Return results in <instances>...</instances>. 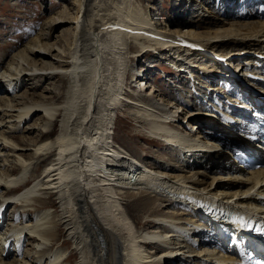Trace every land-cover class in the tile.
<instances>
[{
	"label": "bare ground",
	"instance_id": "6f19581e",
	"mask_svg": "<svg viewBox=\"0 0 264 264\" xmlns=\"http://www.w3.org/2000/svg\"><path fill=\"white\" fill-rule=\"evenodd\" d=\"M197 2L192 0L195 6L201 4L200 0ZM69 4L66 11L49 17L41 31L5 59L0 68V264H72V253L59 238L63 230L78 255L73 264H264V256H253L250 262L248 258L252 257L248 256L253 253L244 255L240 242L243 240L245 246L249 241L240 234L243 226L232 229L231 244L226 243L224 249L216 244L194 246V238L201 235L200 226L215 237L216 230L194 206L192 196L199 201L210 199L211 206L222 210H231L228 202L238 199V205L254 206L245 214V223L264 219V168L248 171L232 166L233 171L229 172L220 166L199 165L197 169L195 166L184 170L189 163L186 157L194 156L195 140L200 139L208 123L206 114L216 118L218 111L221 116L212 120L214 124L241 131L230 111L241 102L236 103L240 97H229L224 110L222 95L216 94L215 110H202V104L192 103L186 95L189 90H181L175 101L158 93L153 84H146V67L129 65L133 90L127 88L128 77L118 71L119 60L134 57L130 54L135 48L133 42L140 48L135 61L146 56L147 47L161 45L167 48L169 58L184 69V63L191 62L189 71L193 73V68H197L201 79L222 74L221 71L231 81L239 74L247 81L245 70L263 75L253 69L264 68V4L246 2L241 13L246 17H240L243 22L220 21V25L217 19L202 24L183 20L188 12L185 9L171 23H164L154 20L148 8L129 0H71ZM66 24L72 26L67 28ZM61 25L65 27L54 35ZM226 38L235 47L225 51L222 46ZM193 55L208 57L211 65L186 62ZM234 55L238 57L231 61ZM244 55L252 57H240ZM233 62H237L236 67ZM55 76L67 78L63 100H58L60 88L55 84L34 94L41 84L36 78L44 81ZM206 81L199 83H203L200 90L207 96L208 90L214 89ZM22 84L28 88L17 96L16 90ZM251 85L253 91L242 84L238 88L250 93L252 100L244 103L255 108L258 99L264 103V85L257 81H251ZM216 90L221 94L222 90ZM228 91L230 86L226 84L224 92ZM27 94L38 97L27 98ZM125 110L145 128L150 136L146 140L158 142L156 138H161L167 144H159L174 150V161L168 165L177 172L161 169L154 162H143L139 155L118 144L114 119ZM33 117V123L26 124ZM164 117L173 118L172 127L163 125ZM54 123L57 130L51 135ZM50 157L51 161L44 165ZM178 160L182 167L174 163ZM169 161L165 158L166 163ZM50 194L55 195L56 208L50 205ZM121 204L128 211L137 209L146 224L152 222L159 230L135 229ZM172 205H180L181 209H169ZM20 208L34 213L19 219ZM185 208L191 216L184 215ZM9 209L14 217L7 218L2 230V220ZM22 239L26 243L23 253L22 246L19 248ZM148 239H156L166 247L147 250ZM13 252L23 256L8 261ZM241 253L244 259L240 258Z\"/></svg>",
	"mask_w": 264,
	"mask_h": 264
},
{
	"label": "rangeland",
	"instance_id": "374dc122",
	"mask_svg": "<svg viewBox=\"0 0 264 264\" xmlns=\"http://www.w3.org/2000/svg\"><path fill=\"white\" fill-rule=\"evenodd\" d=\"M129 1H131V3L134 2V5L135 4L141 5V7L145 8V9L148 8L151 17L154 20H159V21H162L164 23L165 22L171 23L172 19L177 15V13L180 10L188 8L187 5L186 6H177V5L173 4L172 0H129ZM240 1H243V0H200V2H201L200 5H196V6L194 5L195 10L192 9L191 12H190V9L185 10L188 12L183 17V20L196 21L197 23L199 22L202 24V23H206L208 21H213L214 19H217L216 21H217L218 25H220L219 23L226 22V21L229 23L230 22H241V21L243 22L244 19L240 18V17H246V15L245 16L241 15L242 11H244V9L241 10V8H244L245 2L244 3L241 2V3H243V5L240 6L239 5ZM69 2H71V0H0V54H2V57L0 58V68L4 66L3 61L5 59L8 60L9 57L14 52L21 49L25 43H27L30 39L35 37L37 35V33H39L41 31V28H43L45 26V24L48 23V20L50 19L49 17L57 16V14L60 11H63V10L66 11L67 10L66 8H69L71 6V4H69ZM198 3H199V0H198L197 4ZM227 7L228 8L231 7L232 12L229 11V9H226ZM218 11H219V13H218ZM258 11H259V9L258 10L256 9L257 14H258ZM214 12H216L218 14L216 15ZM235 12H236V14H235ZM70 13H71V11H70ZM247 15H250V14H247ZM252 17L255 18L256 14H254V16H252ZM251 19H253V18H251ZM220 21H222V22H220ZM65 26L68 28V27H71L72 24H70V25L66 24ZM65 26L64 25L59 26L55 30L54 35L55 34L57 35V33L59 34L61 29ZM52 39H54V37ZM231 42H232L231 40H228L226 38L225 43L222 46V49H225V51H226V49L230 50L231 48L235 47L234 44ZM132 45L135 48H133V50H131L130 54L134 55V57L132 56L131 58H128V59L127 58L121 59L118 62V71L120 73H122L125 78L128 77L126 79V84L128 86L127 88L130 90L135 89V87L132 86L133 82H131L130 77H129V75H130L129 65L134 66V68L139 67V68L144 69L145 68L144 64L146 61L145 56L139 57L138 60L135 61V59L137 58L135 54L137 53V51L140 48L137 47L133 42H132ZM230 53H232V52H230ZM230 53H228L227 56L231 55ZM199 57H201V55H198V57H195L193 55V56L189 57V59H187L186 62L189 60V61H195L196 64L205 63L207 66L211 65V62L209 60L207 61V57H201V58H199ZM234 57H238V56L237 55L231 56L230 60L231 61L234 60L233 59ZM240 57L241 58H247V57H252V56H247V55L245 56L244 55V56H240ZM250 59L251 58H249V60ZM129 60L131 62L130 63L128 62V64H127V61H129ZM188 63H191V62H188ZM233 63H234L233 66L236 67V62H233ZM185 65L186 64L184 63V66ZM248 66L250 67V65H248ZM248 66H247V68H248ZM244 67H246V66H244ZM150 68L151 67L146 68L147 71L150 70ZM214 68H215V66H214ZM194 71H196V73H194V74L198 73L197 68H193V72ZM150 73L151 72H149V74ZM152 74H155L154 75L155 80L153 82H151V81H149V79H146V84L152 83L154 85V87L157 89L158 93H162L163 95L167 94L166 98L168 96H170L169 90L171 89L173 91V88L177 86V83L174 82V80L172 78L168 77L165 72L156 70V71H153ZM198 77H199V73H198ZM40 79L41 78H39V79L36 78V80L41 82V84H40L39 88L34 91L35 95L41 93L45 87H48V88L53 87V85L55 84L56 87L60 88V94L58 96V100L59 101L63 100V98L65 96L64 91H65V87L67 84V78L55 76V77L51 78V80H44L43 81L42 79L41 80ZM209 79H201L199 77L200 81L201 80H207L208 81ZM176 80H178L177 77H176ZM199 80L196 79L198 84H197V82L192 83L194 85V87L189 88L187 85L181 83V84H178L177 88H181L183 91H184V89L189 90V91H191L192 89H194V90L197 89V91L201 92L200 89H202L201 87H202L203 83H199L200 82ZM212 81H213L212 87H214V88L217 87L216 85H213V84H216L218 82V80L212 79ZM27 88L28 87H26V84H22V86H20L16 90L18 92L17 96H19V94L23 93ZM31 92L32 91H30L29 93H31ZM209 92H210V95L209 94H208L209 96L207 95V98H208L207 101L210 99V97L212 95L211 94L212 91H209ZM45 95H47V94H45ZM186 95L188 96L189 93H187ZM0 96H2V94H0ZM26 96H27V98H37L38 97V96H32L31 97V94H27ZM189 98L192 99L191 94H190ZM191 102L196 103L197 100L192 99ZM198 104L201 105L202 103L198 102ZM203 104L205 105V103H203ZM202 110H207V109L204 107ZM216 112H217L216 118H219L221 115L218 113V111H216ZM116 115H118V116L116 119H114V124H113L114 126L113 127L115 128V130H114L115 140L117 142H119L118 144L125 146L130 153H136L137 154L136 156L139 155L143 162H146V163L154 162V163L160 165L161 167L158 165L157 166L160 167L161 169L166 168V170H168V172H173V173L177 172L175 170H172L173 168L170 169V166H172V164H169V163H173V161H174L172 158L174 155V150L172 151L169 147H167V145L165 146L162 143L159 144V141L155 142L154 139L152 141L146 140L148 138L147 136H149V135L146 133L145 128L143 126L142 127L139 126V124L136 123L132 119V117L128 113V111H126V110L125 111H119ZM206 115L204 117L208 118L207 119L208 123L205 124V127H208V124L211 122L212 119H211V117L206 116ZM0 116H1V114H0ZM33 121H34V117L32 119H30L26 124H32ZM218 124H219V122H218ZM220 125L223 126L222 124H220ZM51 128H52L51 129V133H52L51 135H54L56 133V130H57L56 123H54V125H52ZM18 130L19 129H17V131ZM16 134L22 135L20 132H17ZM31 135H35V133H33ZM1 153L3 154L4 152L2 151ZM164 157L167 158L168 161H169V159L172 158V161H169L168 163H166ZM187 159H189V158L186 157V160ZM0 160H1V158H0ZM179 160L175 161L174 163L176 164V166H177V164H179V166L182 167L183 166L181 164L182 162ZM50 161H51V157L48 160H46L43 164L44 165L48 164ZM0 164H1V161H0ZM146 167H147V165H146ZM194 167L195 166H193L192 168H194ZM198 167H199V165H196V169ZM189 168H191V167H184V170H188ZM41 169H43V167L40 168V170L37 172V174H39ZM30 181H28L27 183H30ZM209 182L210 181H208V183ZM23 187H24V185L21 186L18 189V191L23 189ZM1 195H2V193L0 192V197L2 198ZM50 195L51 196L48 199L49 201L51 200L50 205L52 207L56 208V203H55V199H54L55 195L54 194H50ZM123 201L125 202L126 200H123ZM121 207L126 209L124 213L129 218V220L132 222V225L134 226L135 229L159 230V229L154 228L155 224H153L152 222L146 224V221L141 218V212H139L137 209H130L128 211L127 207L123 204H121ZM172 207H174V209H176V208L179 210L181 209L180 205H175V206L172 205V206H169L168 208L172 209ZM186 209L187 208H185V210L182 209L184 215L186 217L191 216V212L188 209L187 210ZM19 210L20 211H17V212L22 214V215H20V217L19 216L17 217L19 219L25 218V217L29 218L34 213L33 211H30V210H28V212H27V210L24 211L25 213L21 212V211H23L21 208ZM13 215L14 214L10 212V209L8 211H6V214H5L6 218L4 219V221L2 220V226H1L2 230H4L5 227L7 226V223L9 221V219H7V218H9V217L11 218ZM60 229H63V228L60 227ZM65 236H66V231L63 230V232L59 238L61 239L62 244L64 246H66L67 248H69V252L72 253V255H71L72 257L70 256V258H71L70 262H72V264H73V262H75L77 260L76 257L78 255L71 248V243L65 239ZM229 238H228V241L231 240V238L230 239ZM21 241L22 242L20 243L21 245H19V248H21L20 246H22L20 251H22V253H23L25 250L26 243H25V241L23 242V239ZM12 247L14 248L13 245H12ZM149 249L153 250V251L160 250V248L158 246H147V250H149ZM21 256H23V254H21L19 256L16 252H13L12 255L8 258V259H10L8 261L14 262L18 258H21Z\"/></svg>",
	"mask_w": 264,
	"mask_h": 264
}]
</instances>
